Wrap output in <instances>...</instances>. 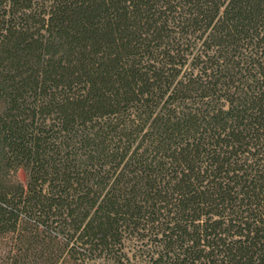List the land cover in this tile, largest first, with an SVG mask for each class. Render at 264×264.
I'll return each instance as SVG.
<instances>
[{"label": "trees", "instance_id": "obj_1", "mask_svg": "<svg viewBox=\"0 0 264 264\" xmlns=\"http://www.w3.org/2000/svg\"><path fill=\"white\" fill-rule=\"evenodd\" d=\"M0 264H264V0H0Z\"/></svg>", "mask_w": 264, "mask_h": 264}]
</instances>
